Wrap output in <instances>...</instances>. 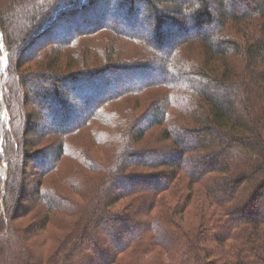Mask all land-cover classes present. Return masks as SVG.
<instances>
[{"label":"trees","instance_id":"16d2710c","mask_svg":"<svg viewBox=\"0 0 264 264\" xmlns=\"http://www.w3.org/2000/svg\"><path fill=\"white\" fill-rule=\"evenodd\" d=\"M214 1L0 0V264H264V0Z\"/></svg>","mask_w":264,"mask_h":264},{"label":"rangeland","instance_id":"374dc122","mask_svg":"<svg viewBox=\"0 0 264 264\" xmlns=\"http://www.w3.org/2000/svg\"><path fill=\"white\" fill-rule=\"evenodd\" d=\"M218 1L215 0L214 3H211V7H210V10L212 12V14L214 15V10H215V7H218ZM119 44V42H118ZM124 42L122 41L121 45H123ZM126 45H129V44H126ZM126 45L124 46V48L126 47ZM130 46V45H129ZM127 50H131V46L127 48ZM2 48L0 49V58L2 57ZM68 52H63L61 53V60L63 61L64 59L67 58V54ZM6 66V64H5ZM28 66V70H33L36 68L37 64L35 62H29L27 63ZM4 75H5V72L4 74H2V77L0 79V85L2 83V79L4 78ZM1 88V86H0ZM31 90V89H30ZM29 95V100L27 102V105H26V110H29L30 112H32L33 110L36 109V100L33 99V94L32 93H28ZM155 96H156V91H152L151 90V93L147 96H142V97H137V98H130V99H125V106H128L129 104L130 105H134L135 102H138L141 106V108H139L138 110H136L135 112L138 114V113H142L144 112V110L146 109V107L148 106V104L151 102H153V100L155 99ZM144 98V99H143ZM260 102H262L260 100ZM1 105V103H0ZM2 126H0V131H2L3 129V126L5 125L6 126V119L3 123ZM2 127V128H1ZM160 129L161 127H156L154 128L150 133L152 134L151 136H148L146 137V139L144 140V142L141 144L142 146H150V147H153L154 145V139H155V136L160 132ZM80 137L79 135L77 137H75V139H73L74 141L76 140H79ZM53 139L52 138H48L46 137L43 141H42V145L43 147L44 146H48L50 142H52ZM46 148V147H45ZM72 164H73V161H70V160H67L66 158H64L61 162V165L60 167H62V170H66L67 172H69V170H72ZM4 168H6V164L4 162H1L0 163V180H1V183H0V192L4 190V181L6 179V173H7V170H3ZM27 182H26V185L25 187L29 190H31V188L35 185V181L38 179L36 175L33 174V169L32 168H28L27 169ZM150 174H156L155 171H151V169H141L140 167L136 168L133 170V172H130V174L128 175H134V176H146V175H150ZM56 180V176H53ZM138 177V178H139ZM133 181L129 182L128 184L132 183ZM137 182V181H136ZM58 180H57V185H58ZM59 186L61 187V189H65V185L60 183ZM68 190V188H67ZM69 191V190H68ZM70 195L71 196H74V194L72 193V191H70ZM124 202L121 201L119 202L117 205H120ZM29 203V202H28ZM27 204V203H26ZM40 206V205H38ZM40 208V207H39ZM38 207H36V209L31 212L30 214H28L24 220H20L19 222H17V224H19V226L21 227H27L29 224L31 223H36V219L38 217ZM1 212V210H0ZM1 228V227H0ZM124 229V228H122ZM120 236L121 238L124 236V233L121 231L120 232ZM123 233V234H122ZM50 234L52 235H56V236H53L52 238L50 237ZM63 236V232L62 231H58L57 229H55L54 226L51 225V227H48L47 230L43 231L39 236H36V237H33L31 239V242L30 244L38 251H41L42 254H47V253H50L56 246L57 242L62 238ZM120 238V239H121ZM114 243L117 242V240H113ZM120 241V240H119ZM118 241V242H119ZM97 260H99L97 258ZM100 261V260H99Z\"/></svg>","mask_w":264,"mask_h":264},{"label":"bare ground","instance_id":"6f19581e","mask_svg":"<svg viewBox=\"0 0 264 264\" xmlns=\"http://www.w3.org/2000/svg\"><path fill=\"white\" fill-rule=\"evenodd\" d=\"M4 67H5V60L1 57L0 58V75H2V74H4V72H5V69H4ZM1 86V85H0ZM2 89V88H1ZM2 92V91H1ZM3 103V102H2ZM5 121V112H4V110H3V108H2V106L0 105V126H2L3 124H1V123H3ZM2 128V127H1ZM4 170V169H3Z\"/></svg>","mask_w":264,"mask_h":264},{"label":"water","instance_id":"95a60500","mask_svg":"<svg viewBox=\"0 0 264 264\" xmlns=\"http://www.w3.org/2000/svg\"><path fill=\"white\" fill-rule=\"evenodd\" d=\"M2 48V40H1V38H0V49ZM2 58L5 60V54L3 53L2 54ZM6 64V63H5ZM6 68V66L4 67V69ZM1 77H2V75H0V79H1ZM0 103H1V106H2V108H3V110H4V105H3V103H2V96H1V88H0ZM4 170H6V168H4Z\"/></svg>","mask_w":264,"mask_h":264}]
</instances>
